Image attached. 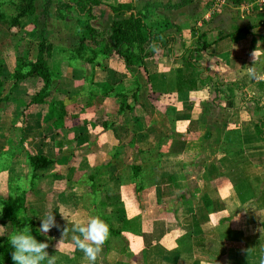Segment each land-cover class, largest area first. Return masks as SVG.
I'll return each mask as SVG.
<instances>
[{
  "label": "crops",
  "instance_id": "1",
  "mask_svg": "<svg viewBox=\"0 0 264 264\" xmlns=\"http://www.w3.org/2000/svg\"><path fill=\"white\" fill-rule=\"evenodd\" d=\"M102 1L139 10L183 0ZM156 12L174 24L166 32L174 41L156 56V67L133 69L142 84L135 111H120L114 90H102L110 73L99 64L91 68L93 79H86L84 69L67 73L64 80L77 81L67 90L63 83L57 93L66 106L59 123L48 104L24 111L30 98L22 91L13 93L23 96L12 97L15 111L0 107V156L10 160L0 172V190L6 196L39 187L45 195L42 186L68 184L73 177L81 188L92 186L94 192L85 187L77 201L63 189L43 204L46 212L34 210L29 196L27 202L38 218L42 212L70 217L69 202H91L95 216L110 228L95 264H264V138L256 130L264 120V0H190L157 8L152 17ZM221 33L226 37L219 38ZM202 38L216 41L196 57L213 79L201 89L177 92L173 79L159 75L173 76L187 49ZM108 65L125 76L110 87L125 88L133 79L118 56ZM152 75L157 78L150 89ZM168 87L172 92L163 93ZM75 105L80 109L71 114ZM101 114L109 127L96 123ZM16 128L20 139L13 136ZM13 141L17 149L10 151ZM30 154H45L55 163L33 179ZM71 222L61 228L69 236L57 264H88L72 240Z\"/></svg>",
  "mask_w": 264,
  "mask_h": 264
},
{
  "label": "trees",
  "instance_id": "2",
  "mask_svg": "<svg viewBox=\"0 0 264 264\" xmlns=\"http://www.w3.org/2000/svg\"><path fill=\"white\" fill-rule=\"evenodd\" d=\"M34 1V0H31ZM45 10L47 13L49 5L53 0H46ZM190 0H183L180 3H148L142 9L136 10L131 4H125L121 2H106L102 0H60L58 9H64L69 11L70 8H74L81 18H86V21L82 24L83 38L90 39L98 49L88 52L86 47V41L82 40L80 47L77 51H73L71 59H81L85 64L95 65L99 64L103 67H107L108 73H110V82L108 85L103 83L102 90L105 93H110L112 89L115 95L120 98V111L130 109L135 111L136 103L139 98V92L142 88V84L139 81V76L135 74L134 68H143L146 71H150L151 68L157 66V55H161L167 50L170 44L174 41L172 36L166 34L167 30L174 26L168 17L160 15L157 19H153V11L157 8L163 7L165 9L177 8L187 4ZM108 6L114 15L117 17L113 24L109 28H101L93 25V21L97 19L95 10L100 6ZM2 5L0 2V19L5 16L2 11ZM20 11L16 16L12 17V26L20 25L21 16L26 15L28 12L35 11L34 6L20 7ZM60 17H65L67 13L59 11ZM226 37L221 33L219 38ZM216 41H209L208 39H201L197 45L189 47L182 56L184 62L182 66L177 67L173 71V76L166 74H160V79L169 82L174 80V88L177 92H186L192 90H198L208 85L213 76L206 74V65L201 64L196 59L197 55L205 51L208 46ZM46 48L45 43L40 44L39 55L36 60H30L28 62L23 61L19 57L18 67L15 69L13 76L19 80L28 81L30 83H37L39 88L34 92L29 102L25 107H31L34 104H48L50 108L56 114L57 122H61L62 118L66 114V106L63 101L55 99L50 101V97L57 92V88H53L56 75L50 64L46 60ZM118 56L122 59L128 68L133 79L126 84L125 88L119 86L117 88L110 87V83L117 84L123 82L125 76L117 71L110 69L108 62L112 56ZM4 59H1V67L3 68ZM68 65L70 67L74 65V62L69 60ZM2 73V69H1ZM93 79V75L91 76ZM156 78L152 75L149 77L150 89H153L156 85ZM2 81L0 80V85ZM61 81L58 85H61ZM164 90V92L171 93L172 88ZM68 92V91H67ZM129 97L133 98V102L130 103ZM2 91L0 89V102L3 100ZM96 123L109 127V122L106 119L105 114H101ZM258 134L264 138V120L260 125L256 126ZM55 163V160L45 154H30L29 164L33 171V178H38L42 174L51 168ZM136 176H137V168ZM0 217L3 220L9 221L10 226L15 230L23 225H30L33 235L40 241L43 236L36 232V220L31 215L27 202V192L21 193L14 192L6 196H0ZM112 229V228H111ZM15 232V231H14ZM115 233H117L115 231ZM4 241L0 243V264H15L12 260V246L10 243V236L3 235Z\"/></svg>",
  "mask_w": 264,
  "mask_h": 264
},
{
  "label": "rangeland",
  "instance_id": "3",
  "mask_svg": "<svg viewBox=\"0 0 264 264\" xmlns=\"http://www.w3.org/2000/svg\"><path fill=\"white\" fill-rule=\"evenodd\" d=\"M59 1L60 0H53V2L49 5L46 13V0H0L2 5L1 9L3 10L2 12L5 13V16L0 19V66L1 59H4L3 68L1 67L2 73L0 69V80L2 81L0 89L2 91V96L4 99L0 102V107H6L10 111H15L16 109H14V107L16 106L14 105L15 102L12 101V97L15 96V99L18 100V97L28 96L31 99L34 92L39 88V85L37 83H35L36 86L34 87L33 85H31L32 83L26 82L24 80H19L14 77L13 73L18 67L19 57L25 59L23 63L28 62L29 59L36 60L38 58L40 44L43 42L45 43L46 48V60L50 64V67L56 75L53 88L59 89L58 92L60 90H64L63 83L65 84V90H67L66 86L69 82L71 84V82L77 81L75 80V78L68 79L67 81L64 80V78L67 79L68 75H71L72 70L76 73V71H82L84 69L86 73V79L89 78V76H94L93 70L91 69L93 67L92 65L85 64L84 61L81 59H71V56L73 55L72 50L77 51L81 45L82 40H84L83 42L86 41V47L89 48L87 50L88 52L94 51L93 49H98L97 46H95L89 41L90 39L86 40L83 38L82 26L84 25L83 23L86 21V18H81V16L74 8H70L69 11H66L64 9L59 10ZM133 1L136 2V0ZM29 6H34L35 11L28 12L26 15L21 16L19 26H12L11 19L12 17L16 16V14L20 11V7L24 8ZM59 11L67 13L65 14L66 16L64 18L60 17ZM106 11V7L103 6L96 8L95 13L97 14V19L93 21V25L101 28H109L112 25L114 20L111 15L109 16L106 13ZM111 12L112 11L110 10V13ZM155 15L156 17H153V19H157L160 16L158 12H156ZM114 16V18H117L116 15ZM69 60L74 62L73 67H70V65H68ZM81 80H83V77L81 78ZM60 81L62 84L58 85ZM25 82L26 87H20V85L24 84ZM21 88H24L25 91L20 90ZM19 91H22L24 95L16 96L20 95ZM14 92L16 93V95H13ZM57 97V92H55L49 100L54 101L55 99H57ZM72 98H78V95ZM72 98L69 101H71ZM22 105L24 108L25 103ZM79 109L80 107L78 105H75L74 109L70 110L71 114L78 113ZM24 111H30V107H25ZM22 122L24 123V119H22ZM14 123H16V121ZM12 133L13 136L16 137V139H20V128L13 129ZM13 144L14 141L11 145L10 151H15L17 149V147ZM7 158L9 159V156H7ZM7 158H2L0 156V172L2 170V167L10 165V160L8 161ZM33 179H37V177ZM47 179H45L46 182L49 181ZM76 180L77 179L73 177L72 179H70V183L68 184H65V182L64 184L56 182V185L54 186H42L44 188H47L46 191L48 192L45 195H41L42 193H40L39 187L31 189V191L18 190V193L26 191L27 196L31 197V205H34V207L36 206V208L32 206L31 207L34 210L38 209L45 211V207L43 206V204H47L53 199H56L58 193L61 192L63 189H65V191L72 192V200L76 201V195L81 192H84L85 187L86 192H94L92 186L89 187V185H86L85 187L81 188V186L77 184ZM22 181L23 180H18L17 183H20L21 188H25L23 187L25 182ZM0 196H4L2 190H0ZM84 197L86 199V196H83V198ZM92 197V201H94L95 198L93 195ZM51 198L53 199L51 200ZM89 201H91V199ZM58 202L63 203L62 201ZM74 203L75 202H69L68 211H71L70 217L64 218L63 216L55 215L56 222L60 226L59 229L53 228L48 232L46 236H43L42 241L48 243L49 247L47 251L50 255H56L58 251H60L62 248L61 242L63 241V239H65L67 235L69 236L68 232L65 236H63L64 230H61V228L64 227L63 225L65 223H72L71 221H73V223L77 221H86L89 217L95 216V212L93 210V208L95 209V207L91 204V202L88 203L87 199L85 200V202H81L79 204V207L76 206ZM30 213L34 216L32 211ZM42 213L39 214V217L43 216ZM85 214L87 215L86 217H84ZM41 219V217L38 218L37 216H35L37 228H39L41 225ZM25 226L27 225H23L20 229ZM15 230L12 228V226H10L9 221L3 220L0 217V236H10L14 233ZM2 241H4V238L0 239V243Z\"/></svg>",
  "mask_w": 264,
  "mask_h": 264
},
{
  "label": "clouds",
  "instance_id": "4",
  "mask_svg": "<svg viewBox=\"0 0 264 264\" xmlns=\"http://www.w3.org/2000/svg\"><path fill=\"white\" fill-rule=\"evenodd\" d=\"M64 217V215L62 214ZM41 225L36 229L42 236H46L53 229H59L54 212L40 216ZM65 218V217H64ZM72 240L75 245L83 251L88 264H95L102 246L110 236L109 225L100 217H89L86 221H77L72 226ZM67 234V228L63 236ZM13 249L12 260L15 264H57L58 257L50 255L47 251V242L40 241L32 233L30 225L17 228L10 236Z\"/></svg>",
  "mask_w": 264,
  "mask_h": 264
}]
</instances>
